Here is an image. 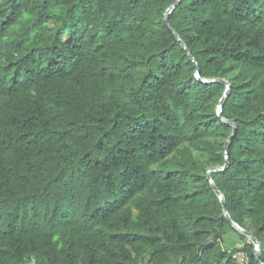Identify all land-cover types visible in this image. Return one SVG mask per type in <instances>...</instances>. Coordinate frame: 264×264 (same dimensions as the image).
<instances>
[{
    "label": "trees",
    "instance_id": "16d2710c",
    "mask_svg": "<svg viewBox=\"0 0 264 264\" xmlns=\"http://www.w3.org/2000/svg\"><path fill=\"white\" fill-rule=\"evenodd\" d=\"M175 1L0 0V264H264V0Z\"/></svg>",
    "mask_w": 264,
    "mask_h": 264
},
{
    "label": "water",
    "instance_id": "95a60500",
    "mask_svg": "<svg viewBox=\"0 0 264 264\" xmlns=\"http://www.w3.org/2000/svg\"><path fill=\"white\" fill-rule=\"evenodd\" d=\"M180 0H176L170 7L169 9L167 10L166 12V16H165V20H166V23L169 25V27L176 33V35L181 39L180 35L172 28V26L170 25L169 23V16L168 14L173 10V8L179 3ZM182 44L184 45V47L188 50V53L189 55L194 59V56L192 55L190 49L188 48L187 44L182 41ZM197 64V63H196ZM196 74L198 76V78H200L201 80L203 81H221V82H225L226 83V90L223 94V96L221 97L220 99V102H219V105H218V114L222 117V119L230 124H232L234 126V130H233V133L232 135L235 133L236 131V123L226 117H224L223 115V103L227 97V95L229 94L230 92V86H231V83L228 79L226 78H223V77H212V78H203L201 75H200V71H199V68H197L196 70ZM229 143V142H228ZM228 143L226 145V147L228 146ZM228 162H229V156L228 154H226V162L224 165L222 166H211L208 168V171H207V177L209 179V182L211 183V185L213 186L215 192L217 193V195L219 196L220 200L222 201V204L224 206V214L229 218L232 226L237 229L238 231H240L241 233L245 234L255 245V251H256V255H257V259L259 261H261V254H262V250H261V242L257 239V237L249 230H247L246 228H244L243 226H241L238 222H236L230 215V212L228 210V207L226 206V198H225V195L224 193L218 188L216 182L214 181L213 177H212V172L215 171V170H221V169H224L227 165H228Z\"/></svg>",
    "mask_w": 264,
    "mask_h": 264
},
{
    "label": "rangeland",
    "instance_id": "374dc122",
    "mask_svg": "<svg viewBox=\"0 0 264 264\" xmlns=\"http://www.w3.org/2000/svg\"><path fill=\"white\" fill-rule=\"evenodd\" d=\"M224 245L228 249L240 248L243 245V239L238 230L231 228L226 232L224 236ZM237 256L242 259V255L240 253L237 254Z\"/></svg>",
    "mask_w": 264,
    "mask_h": 264
}]
</instances>
